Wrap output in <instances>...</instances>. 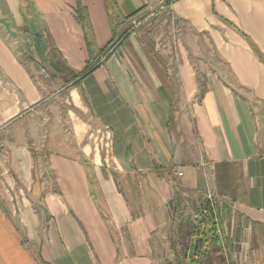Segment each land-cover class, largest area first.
Listing matches in <instances>:
<instances>
[{
    "label": "crops",
    "instance_id": "crops-1",
    "mask_svg": "<svg viewBox=\"0 0 264 264\" xmlns=\"http://www.w3.org/2000/svg\"><path fill=\"white\" fill-rule=\"evenodd\" d=\"M176 186L264 264V0H0V264H170Z\"/></svg>",
    "mask_w": 264,
    "mask_h": 264
},
{
    "label": "trees",
    "instance_id": "trees-1",
    "mask_svg": "<svg viewBox=\"0 0 264 264\" xmlns=\"http://www.w3.org/2000/svg\"><path fill=\"white\" fill-rule=\"evenodd\" d=\"M116 43L108 44L100 55L108 57ZM95 64H88L76 77L90 72ZM193 191L176 186L170 202L172 214L169 228L170 264H233L224 255L223 220L226 206L214 197L200 195L192 200Z\"/></svg>",
    "mask_w": 264,
    "mask_h": 264
},
{
    "label": "rangeland",
    "instance_id": "rangeland-1",
    "mask_svg": "<svg viewBox=\"0 0 264 264\" xmlns=\"http://www.w3.org/2000/svg\"><path fill=\"white\" fill-rule=\"evenodd\" d=\"M69 108L71 109V105H70V103H69ZM74 122H75V120L74 119H72V118H69V133H70V145H72V146H75L74 145V140L72 139V134H73V125H74ZM70 151H74V152H77L76 151V149L74 148L73 150L72 149H70ZM166 261H167V259H166ZM157 262V261H156Z\"/></svg>",
    "mask_w": 264,
    "mask_h": 264
},
{
    "label": "bare ground",
    "instance_id": "bare-ground-1",
    "mask_svg": "<svg viewBox=\"0 0 264 264\" xmlns=\"http://www.w3.org/2000/svg\"><path fill=\"white\" fill-rule=\"evenodd\" d=\"M73 98L76 100V94L75 93H73ZM74 104V103H73Z\"/></svg>",
    "mask_w": 264,
    "mask_h": 264
},
{
    "label": "built area",
    "instance_id": "built-area-1",
    "mask_svg": "<svg viewBox=\"0 0 264 264\" xmlns=\"http://www.w3.org/2000/svg\"><path fill=\"white\" fill-rule=\"evenodd\" d=\"M178 175H181V172H178Z\"/></svg>",
    "mask_w": 264,
    "mask_h": 264
}]
</instances>
